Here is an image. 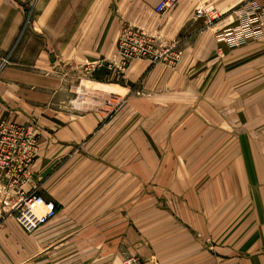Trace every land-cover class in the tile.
Instances as JSON below:
<instances>
[{
	"label": "crops",
	"instance_id": "0c3cea01",
	"mask_svg": "<svg viewBox=\"0 0 264 264\" xmlns=\"http://www.w3.org/2000/svg\"><path fill=\"white\" fill-rule=\"evenodd\" d=\"M161 1L114 0L106 19L105 0H33L27 24L26 0H0V123L31 125L37 133L26 170L16 162H0V183L15 181L12 191L41 195L57 207L55 216L31 233L14 217H0V264H122L128 257L138 258L137 264H264V75L252 99H237L256 104L240 106L237 125L220 131L224 140L209 141L208 158L199 153L176 158L182 181L184 167H194L191 181L208 174L210 182H225V190L153 193L134 188L123 191L134 200L116 206V141L110 137L116 134V86L164 98L170 86L201 85L202 75H207L203 86H226L232 71L242 76L249 68L254 75L253 65L264 60V46L219 53L208 29L185 50L183 59L196 70L191 79L184 62L176 72L135 60L123 75L116 64H103L106 55L116 52L122 22L174 38L203 20L195 17L198 7L220 10V25L233 20L234 8L243 2L175 0L156 13ZM203 37L206 46L199 45ZM198 46L208 53V62L198 58ZM84 81L92 87L83 88ZM208 130L217 134L222 129ZM154 161L147 159L145 166ZM202 165L220 167L206 173ZM207 194L213 201L201 206ZM116 246L125 247L127 256L119 247L118 257L106 251Z\"/></svg>",
	"mask_w": 264,
	"mask_h": 264
},
{
	"label": "rangeland",
	"instance_id": "374dc122",
	"mask_svg": "<svg viewBox=\"0 0 264 264\" xmlns=\"http://www.w3.org/2000/svg\"><path fill=\"white\" fill-rule=\"evenodd\" d=\"M32 1L26 0L27 24L30 23L32 15L30 11ZM253 2L259 5L258 9L253 10L249 6V3ZM113 6L114 0H105L106 19L107 14L110 13L109 9H113ZM206 7H212V10L206 16L199 17L203 20L190 24L184 35L180 34L174 38H166L163 34L160 36L155 31V33L147 32L138 23H120L116 40V52L106 55L108 57L103 60V64L108 66L116 64V67L118 66L119 36L122 26L127 24L135 25L140 31L152 35L154 49L160 54L158 59H154L153 62L144 58L138 61H147L150 66L160 64L176 72L180 70L181 62H184L185 66L190 69L185 73V76L190 79L196 76V70L191 61L183 59L185 50L189 51V45L196 43L200 33L205 30H211L213 34L211 40L217 44L216 50L219 53L224 49L233 51L245 46H253L248 48L249 50L264 46V0H243L234 8L233 20L228 23L222 22L220 25L217 21L221 17V11L213 5ZM108 27V21H106V40L110 30ZM199 45H207L206 37L201 39ZM197 48L200 49L198 50L200 55L198 58H203L202 62H208V53H204L203 48L199 46ZM219 53L217 54L219 55ZM218 55H215L217 60L222 59ZM135 60L137 59L131 60L124 69L116 68L117 74L123 75L124 71ZM253 66L252 68L257 71L254 74L256 77L250 74L249 68L242 76L234 74L232 71V78L228 79L226 86L220 84L209 88L203 86L207 75H202L203 80L199 81L201 85L198 84L195 88H188L187 84L170 86L165 91L171 94L164 98L152 97L153 93L151 91L143 89H124L122 83H120L122 87L116 86V98L112 100L113 109H116V134H112L110 137L111 140L116 141V206H118V209L122 206H128V202L134 200L125 197L126 192H123L134 188L140 190L150 189L153 193H160L161 190L170 192L176 190L185 192L189 190H216L219 192L226 189L225 182L222 180H218L216 183L210 182L208 174L202 176L201 181H191L194 167H184L185 176L182 181V171H180L182 167L176 164V158L183 155L192 157L196 153L200 154L197 155L198 157L208 158L209 141L219 142L224 140V133H220V131L225 130L226 127L237 125L234 115L235 112H238L240 106H247L251 103L256 104L254 102L241 104L237 100L242 95H249V99H252L251 94L257 92L256 85L260 84L264 75V60L257 61ZM83 85L82 87L86 89L92 87V83L89 81H84ZM78 91H81V89L78 88ZM220 93L222 95H219ZM226 95H229V100H225ZM212 127L222 130H218L217 134H210L208 129ZM193 142L196 143L195 148L187 149ZM219 157L217 155V158ZM151 158L157 161H154L153 166H145L146 160ZM161 160L164 166L163 169L160 166ZM206 165L199 167L206 173L220 167ZM164 169L165 172L162 176L161 171ZM144 171H147V177H145ZM150 179H152V182ZM222 199V197L217 198L218 206L221 205L219 202ZM143 200L144 198L137 199V201ZM184 200L191 202L192 198L185 196ZM212 201L207 194L205 197H201V206H209V202L212 203ZM118 247H106V251L110 250L118 257ZM119 249L122 256H125V247L121 246ZM129 260H132L131 264L140 262L136 257H128L122 264L128 263Z\"/></svg>",
	"mask_w": 264,
	"mask_h": 264
},
{
	"label": "built area",
	"instance_id": "2783aa9c",
	"mask_svg": "<svg viewBox=\"0 0 264 264\" xmlns=\"http://www.w3.org/2000/svg\"><path fill=\"white\" fill-rule=\"evenodd\" d=\"M174 1H161L155 7V12L163 13L172 6ZM249 6L253 10L259 8L256 2L249 3ZM210 10L212 7H198L195 17L206 16ZM159 55L154 49L152 35L140 31L135 25L122 26L119 36L117 69L118 67L124 69L133 59L144 58L153 62L154 59H158ZM90 68H87L86 72L91 71ZM36 136L34 126L1 122L0 162L2 165L10 166L11 162H16L20 171L26 170L34 157ZM7 169L10 170L9 167ZM16 184L15 181L0 183V217H14L27 233H31L45 221L54 217L57 207L53 201L46 200L41 195L23 190L12 191Z\"/></svg>",
	"mask_w": 264,
	"mask_h": 264
},
{
	"label": "bare ground",
	"instance_id": "6f19581e",
	"mask_svg": "<svg viewBox=\"0 0 264 264\" xmlns=\"http://www.w3.org/2000/svg\"><path fill=\"white\" fill-rule=\"evenodd\" d=\"M108 104H110V103L108 102Z\"/></svg>",
	"mask_w": 264,
	"mask_h": 264
}]
</instances>
